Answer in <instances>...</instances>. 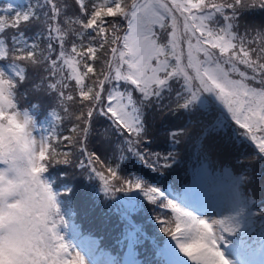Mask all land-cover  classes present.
Instances as JSON below:
<instances>
[{
    "label": "snow or ice",
    "instance_id": "1",
    "mask_svg": "<svg viewBox=\"0 0 264 264\" xmlns=\"http://www.w3.org/2000/svg\"><path fill=\"white\" fill-rule=\"evenodd\" d=\"M29 95L55 105L39 136ZM157 116L171 150L152 148ZM101 119L113 159L183 165L192 195L90 149ZM78 180L128 194L124 264L150 239L133 219L142 199L167 237L153 239L157 264H264V0H0V264H117L74 242Z\"/></svg>",
    "mask_w": 264,
    "mask_h": 264
},
{
    "label": "trees",
    "instance_id": "2",
    "mask_svg": "<svg viewBox=\"0 0 264 264\" xmlns=\"http://www.w3.org/2000/svg\"><path fill=\"white\" fill-rule=\"evenodd\" d=\"M31 2H33V0H4L5 5L6 3H12L16 6L17 10H25ZM28 35L31 36L32 32L29 31ZM34 102L41 103V107L36 112V115L38 117L46 118L48 121V128L51 127L54 123V118L51 117L50 112L51 108L55 105L50 106V102L48 100L41 99L40 101H37L32 95H29L26 98H21L20 106L22 108H27L30 103ZM159 118L160 117L157 116L153 122L152 131L156 135L157 139L152 145V148H156V151L164 152L166 149L171 150V146L169 144H165L163 135L164 128L169 127L170 125L167 120L160 122ZM181 123L182 120L175 121V124ZM69 126L70 125L66 121L64 126L61 129H58V131L62 135H67V129ZM96 127L98 132L95 139H93L89 145L90 149L106 154L114 164L120 163L124 174L133 172L137 175H142L148 183L152 182L153 179H156L157 181L159 176L155 177L153 171L147 168V166H142L139 162H134L131 158L125 161L113 159V153L109 144L104 142L105 137L103 135V130L107 128V124L103 121V119H101L97 123ZM178 150L182 155L184 154L183 145H181ZM130 163L133 164V167L129 165ZM53 175H56V171H53ZM183 175L184 166L181 165L174 172L161 173L159 181L161 177H163V182L160 184L168 183L171 184L172 187H176L177 180L182 178ZM175 190H178V188ZM126 197L127 194L124 193H117L115 198H106L102 192L93 194L92 189L87 182L78 180L76 182L75 191L66 198L72 208V215L70 216L71 223L79 227L80 235L84 238L83 243L86 244L89 241H95L99 249L102 248L103 251L109 253L116 259L117 262L120 252L122 251L121 244L123 243L124 245L126 243L122 242L124 224L121 222L120 213L117 209L119 208L122 200ZM149 207H152V205L142 199L141 209L133 216V219L136 222L144 225V231L148 236L152 233V226L150 225L148 217ZM149 241L150 239L144 240L141 244L135 246V249L139 246L141 254L147 259L154 255L155 250L154 248H149ZM158 260L159 257L157 258L156 264Z\"/></svg>",
    "mask_w": 264,
    "mask_h": 264
},
{
    "label": "rangeland",
    "instance_id": "3",
    "mask_svg": "<svg viewBox=\"0 0 264 264\" xmlns=\"http://www.w3.org/2000/svg\"><path fill=\"white\" fill-rule=\"evenodd\" d=\"M39 123H40V125H42L43 127L42 128H38L37 129V135L39 136V134L42 132V131H44V132H46V122L45 121H39ZM74 242L75 243H78V241L77 240H74ZM79 244V243H78Z\"/></svg>",
    "mask_w": 264,
    "mask_h": 264
}]
</instances>
